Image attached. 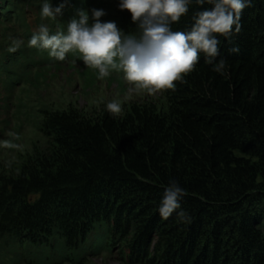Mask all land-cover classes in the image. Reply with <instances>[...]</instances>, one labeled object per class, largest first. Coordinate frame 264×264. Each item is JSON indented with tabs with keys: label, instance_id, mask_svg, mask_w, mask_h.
<instances>
[{
	"label": "trees",
	"instance_id": "obj_1",
	"mask_svg": "<svg viewBox=\"0 0 264 264\" xmlns=\"http://www.w3.org/2000/svg\"><path fill=\"white\" fill-rule=\"evenodd\" d=\"M41 3L0 0V264H97L114 250L121 264H264V0H250L231 42L220 38L226 74L201 57L175 90L128 97L122 71L98 79L69 53L84 104L50 86L64 61L27 46L24 8L38 10L37 28ZM51 4L64 5L59 20H42L52 34L93 8L139 34L119 0ZM200 10L173 30H190ZM13 38L24 44L10 52ZM101 81H118L120 94L105 97ZM173 180L187 219L159 214Z\"/></svg>",
	"mask_w": 264,
	"mask_h": 264
},
{
	"label": "clouds",
	"instance_id": "obj_2",
	"mask_svg": "<svg viewBox=\"0 0 264 264\" xmlns=\"http://www.w3.org/2000/svg\"><path fill=\"white\" fill-rule=\"evenodd\" d=\"M192 5L202 10L193 16L190 30L174 31L172 25L179 23ZM249 6L250 0H119V8L128 10L133 23L138 25V35L124 34L115 22H102L104 10L93 8L89 15L81 9L67 23L66 32L52 34L49 26L41 23L27 46L46 50L57 61H65L69 53H79L86 67L98 71V79L108 77L110 69H116L123 72L129 96L154 95L175 90L176 82L186 83L185 77L201 57L215 72L226 74V60H217L220 38L231 42L240 33L242 14ZM63 8V4L54 7L51 0H42L40 18L59 20ZM23 44L22 39L13 38L8 50L15 52ZM230 51L238 54L239 47ZM106 110L118 116L122 112L121 104L109 102ZM186 195L177 181H170L158 208L161 218L167 220L175 213L187 219L182 210Z\"/></svg>",
	"mask_w": 264,
	"mask_h": 264
},
{
	"label": "rangeland",
	"instance_id": "obj_3",
	"mask_svg": "<svg viewBox=\"0 0 264 264\" xmlns=\"http://www.w3.org/2000/svg\"><path fill=\"white\" fill-rule=\"evenodd\" d=\"M24 15L26 21L33 29L31 31V33L33 34V31L36 29L35 23H37L36 21H38L39 19V12L33 6H29V7L25 6ZM40 22L43 24L49 23V22H42V20H40ZM49 28L51 31L53 32L55 31V28H51L50 26ZM6 45H7L6 42L3 44L0 43V47L4 46L5 49H6ZM70 64H71L70 60L64 61V63H62L60 67L54 71L55 79H53V81L50 83V86L53 89L54 88L57 89L60 86H64L65 91L67 90L68 92H71L73 94H75V92H78L77 95H79V101L81 104H84L85 97L81 94V88H82L81 83L78 81L75 75V71L72 69L73 66H71ZM68 79H71V83H69V87L67 86V84H65V82H67ZM118 84H119L118 81H112L111 83H109V81H101L99 82V90L101 91V94H104L105 97L118 96L121 90V88L118 87ZM128 87L129 85L124 80L123 88L125 89L124 92L125 95H127L128 97H143L144 95L143 93L139 95L129 96ZM2 97L3 95L2 93H0V105H3V103L1 102ZM2 114L3 113L1 112L0 119L3 117ZM115 254H116V250H114L109 255H96L94 256L93 261L97 264H121Z\"/></svg>",
	"mask_w": 264,
	"mask_h": 264
}]
</instances>
